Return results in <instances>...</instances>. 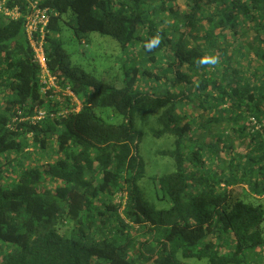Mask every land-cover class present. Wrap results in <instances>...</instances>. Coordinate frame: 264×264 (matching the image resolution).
I'll return each instance as SVG.
<instances>
[{"label":"trees","instance_id":"trees-1","mask_svg":"<svg viewBox=\"0 0 264 264\" xmlns=\"http://www.w3.org/2000/svg\"><path fill=\"white\" fill-rule=\"evenodd\" d=\"M33 1L0 0L1 8L18 12L0 9V264H185L181 258L189 257L260 264L264 210L237 187L245 186L246 199L264 196V0H186L188 11L177 0ZM36 9L46 10L44 51L58 96L41 94L24 34ZM161 14L172 22L163 25ZM64 20L76 35L97 32L123 49L140 42L151 67L126 70L118 87L90 75L56 36ZM244 24L254 43L241 42ZM157 34L160 43L146 48ZM203 56L219 62L196 63ZM163 57L165 66H152ZM252 60L259 66L249 71ZM139 75L165 78V86L142 91ZM66 88L78 110H71L77 104L62 93ZM41 107L52 115L32 121ZM96 107L112 108L123 122H104ZM198 108L205 118L189 113ZM136 112L154 119L152 135L173 136V148L159 152L173 158L174 171L156 179L166 209L149 203L138 186L144 166ZM212 126L217 143L207 144ZM224 129L250 136L251 150L223 142Z\"/></svg>","mask_w":264,"mask_h":264},{"label":"rangeland","instance_id":"rangeland-1","mask_svg":"<svg viewBox=\"0 0 264 264\" xmlns=\"http://www.w3.org/2000/svg\"><path fill=\"white\" fill-rule=\"evenodd\" d=\"M177 6L180 11H188L190 7L186 4V0H177ZM162 17H165L164 14H161ZM158 20V19H157ZM165 22L163 25L171 23L172 20L168 16L164 18ZM70 21V20H69ZM69 21H61L60 22V31L56 33V36L61 40L63 48L70 54V58L73 64L80 66L84 71L89 73L90 75L101 79L103 81H108L114 86H121L124 81L125 71L132 68H137L139 72H142L144 69H149L152 63H147L145 61V54L144 51L141 49V43L137 42L134 44L129 45L127 48H121L117 41L110 36L102 35L97 32H91L83 36L76 35L73 27L69 23ZM246 32L241 36V42L254 43L252 40L253 35L255 32L247 27ZM165 28V27H164ZM182 29V26H181ZM141 34L145 33L142 29L140 31ZM232 40V36H230ZM188 40L189 36L186 37ZM233 47L229 46L228 52H233ZM170 55V54H169ZM159 58V57H158ZM166 59L163 57L162 59L157 60L153 63L152 66H165ZM248 59L242 58V63L244 67H247L245 64ZM252 67H249V71L256 70L259 66V62L252 60ZM154 71V68H152ZM155 72H158L155 68ZM162 74V73H161ZM166 74H169L168 72ZM206 74L207 73L206 71ZM169 76V75H168ZM216 78H213V80ZM139 82L140 90L148 91V92H156L161 91L165 86V78L160 81H154L152 79H146L139 75L137 77ZM216 80H219L217 77ZM198 83V82H196ZM210 86V84H208ZM1 104V101H0ZM223 107L226 106L225 103L222 104ZM0 107H3L0 105ZM192 105H189L187 109H191ZM95 113L101 117V119L106 123H120L123 122L124 117L115 112L110 107H96ZM202 108H198L197 110H191L189 113L194 117H200V119L205 118V113L201 115ZM200 114V116H199ZM149 115V114H148ZM250 122L253 127L256 128L258 123L254 121V119H250ZM245 123V122H243ZM156 123L154 119L142 118V112L135 113V128L141 130L143 132V136L141 142L139 144L138 153L143 162V174L140 179L137 181L138 186L142 190L144 198L154 205L157 209H166L170 206L169 200L164 197L160 198L161 191L158 187V183L156 179L166 173H170L174 171V160L169 155H163L159 151L163 149H172L173 148V136L172 135H161V136H154L151 133V128L156 127ZM215 126H212V132H209L205 135L204 140L207 144L210 143H217L215 134ZM247 133V132H246ZM221 139L226 144L231 143L233 149L235 151L248 152L251 150L250 146L247 147L250 136L246 135H239L237 132L233 131L230 133L229 129H224ZM219 149L222 150V154L225 155V158H228V153L226 151V147L222 146V143H218ZM258 147V143L257 146ZM51 149V148H50ZM206 153L210 154V150H207ZM39 156L42 157V160L48 158V154H41ZM33 160V159H32ZM207 164H211L214 160L207 158ZM34 161V160H33ZM224 170L226 171V165H223ZM238 190L242 193L241 198L245 201L251 202L254 205H260L264 210V196L259 198H247V195L244 193L245 186L237 187ZM246 192V191H245ZM114 200L119 199V192L113 197ZM225 243V242H224ZM223 243V244H224ZM225 245V244H224ZM233 248V244L230 246V249ZM227 249H229L227 247ZM262 258L259 260V263L264 264V249L261 251ZM252 259V258H251ZM250 259V260H251ZM185 264H210L206 258H181ZM254 264V263H253Z\"/></svg>","mask_w":264,"mask_h":264},{"label":"built area","instance_id":"built-area-1","mask_svg":"<svg viewBox=\"0 0 264 264\" xmlns=\"http://www.w3.org/2000/svg\"><path fill=\"white\" fill-rule=\"evenodd\" d=\"M2 0L1 3H3ZM37 3V0L33 1V5ZM0 9L4 10L6 15H12L16 17L18 12L14 10L8 11L6 7H0ZM47 23V16L46 10L44 9H36L30 15L27 16L24 28L25 37L31 46L33 51V60L39 67V82H40V89L43 95L47 94V91L51 90V92L58 96L61 89L60 86L56 83V78L50 74L46 64V58L44 53V31L43 28ZM35 33H38L39 39L36 40L34 38ZM66 96H70V101L76 103L77 105L72 107L71 110H78L79 109V101L73 95V93L69 89H65L62 92ZM68 109H63L59 113H66ZM48 114L52 115L50 111L47 110L45 107L37 108L35 110V114L32 116L31 120L36 121L46 117Z\"/></svg>","mask_w":264,"mask_h":264},{"label":"clouds","instance_id":"clouds-1","mask_svg":"<svg viewBox=\"0 0 264 264\" xmlns=\"http://www.w3.org/2000/svg\"><path fill=\"white\" fill-rule=\"evenodd\" d=\"M161 41V37L159 36V34H157L156 36L152 37L150 39V41L145 45L146 48L148 49H152L154 46H157ZM45 53V51H44ZM218 58L215 56H203L198 58V60L196 61V63L200 64V65H216L218 63ZM41 92V89H40ZM42 94V92H41ZM43 95V94H42ZM17 111V110H16Z\"/></svg>","mask_w":264,"mask_h":264}]
</instances>
